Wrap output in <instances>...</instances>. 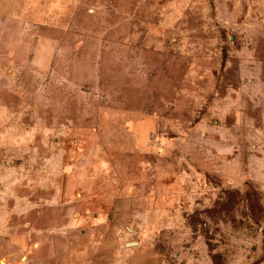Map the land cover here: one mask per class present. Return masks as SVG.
<instances>
[{
	"label": "rangeland",
	"instance_id": "374dc122",
	"mask_svg": "<svg viewBox=\"0 0 264 264\" xmlns=\"http://www.w3.org/2000/svg\"><path fill=\"white\" fill-rule=\"evenodd\" d=\"M0 264H264V0H0Z\"/></svg>",
	"mask_w": 264,
	"mask_h": 264
},
{
	"label": "water",
	"instance_id": "95a60500",
	"mask_svg": "<svg viewBox=\"0 0 264 264\" xmlns=\"http://www.w3.org/2000/svg\"><path fill=\"white\" fill-rule=\"evenodd\" d=\"M133 242H126V245H132Z\"/></svg>",
	"mask_w": 264,
	"mask_h": 264
},
{
	"label": "bare ground",
	"instance_id": "6f19581e",
	"mask_svg": "<svg viewBox=\"0 0 264 264\" xmlns=\"http://www.w3.org/2000/svg\"><path fill=\"white\" fill-rule=\"evenodd\" d=\"M2 262H4V259L2 260Z\"/></svg>",
	"mask_w": 264,
	"mask_h": 264
},
{
	"label": "crops",
	"instance_id": "0c3cea01",
	"mask_svg": "<svg viewBox=\"0 0 264 264\" xmlns=\"http://www.w3.org/2000/svg\"><path fill=\"white\" fill-rule=\"evenodd\" d=\"M4 259V258H3Z\"/></svg>",
	"mask_w": 264,
	"mask_h": 264
}]
</instances>
